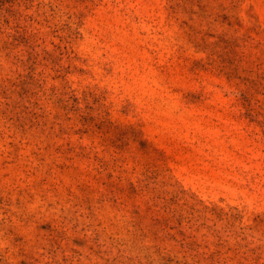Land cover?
Listing matches in <instances>:
<instances>
[{
	"label": "rangeland",
	"instance_id": "obj_1",
	"mask_svg": "<svg viewBox=\"0 0 264 264\" xmlns=\"http://www.w3.org/2000/svg\"><path fill=\"white\" fill-rule=\"evenodd\" d=\"M0 264H264V0H0Z\"/></svg>",
	"mask_w": 264,
	"mask_h": 264
}]
</instances>
